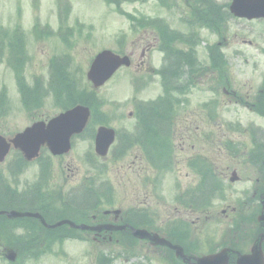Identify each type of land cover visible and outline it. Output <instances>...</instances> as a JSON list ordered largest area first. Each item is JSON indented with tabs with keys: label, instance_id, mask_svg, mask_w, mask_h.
<instances>
[{
	"label": "rangeland",
	"instance_id": "rangeland-1",
	"mask_svg": "<svg viewBox=\"0 0 264 264\" xmlns=\"http://www.w3.org/2000/svg\"><path fill=\"white\" fill-rule=\"evenodd\" d=\"M69 3L71 11L69 18L66 19L64 23L65 26L70 27L71 32L65 36L67 41L63 43V39L58 38L55 34H49L48 36H43L40 40H36L33 36V26L34 23L38 24V28L46 27L50 31H56L59 27V17H58V4ZM161 3V2H160ZM172 10L162 6V3L158 5L155 1H147L145 3H123L121 9L135 14L137 17L141 15H155L158 17H163L164 19H169L170 24L181 26L177 23L179 14L184 15V9L182 8V3L177 1L178 8H174V3H168ZM115 4H107L103 0H67L65 2L58 3V0H0V29L11 30L13 26L20 25L23 32L22 41L23 45L12 44L8 49L4 46V53L0 60V89L4 88L6 90L5 96L2 98L0 103V134L6 137H11L13 134L23 130L26 126L30 125L36 120H47L53 115L57 114L59 110V105H54L56 101H61L62 104L68 103L72 100L78 103L85 104L89 106L94 115L100 117V120L104 123L103 125L119 128H126L128 132H131V126L133 125V119L128 118V113L132 111V105L130 103L133 94L132 77L136 75H146L153 67L157 66V60L159 57V52L156 50L157 42L156 35L151 27L146 26L143 29H139L137 26L136 31L129 24V21L125 17L118 14ZM169 17V18H168ZM172 20V21H171ZM248 26L251 28L249 32L246 30L239 29L233 21L224 20L221 26L220 37L215 34L206 32L205 36L202 37L204 41L201 46L211 45L221 41V50L224 55L225 64L223 66L224 72L227 73L231 85L237 86L236 88L239 93L243 95L246 91H251L249 85H255L258 83L256 78L262 74H257V71H252L251 74L249 67V62H257L261 65V71L264 69V57L261 55V49H264V23H250ZM182 26V30L184 31ZM248 28V29H250ZM186 29V28H185ZM263 35V36H260ZM122 39V43L119 40ZM248 41L252 43L247 44ZM69 43V46L66 45ZM180 42L175 40L171 43L172 47H181ZM123 47L122 50L125 53L134 52L131 56V65L129 68H122L116 73L110 81L94 92V97L97 100H103L105 103L99 107L90 98H86L81 91L90 90L89 83L86 80V71L89 66L90 60L94 55L102 49H111L112 51L118 50ZM195 47V44H193ZM146 50V62L149 68L146 70L138 71L136 63L140 58L142 49ZM183 48V45H182ZM242 49L243 55L233 57L231 55L232 49ZM201 50V49H200ZM24 53V59H23ZM69 54L70 61L63 63V74L64 77L61 79H56L57 82L66 81L67 84L63 83L61 87L60 99L57 100L55 93V84L52 82L49 84L53 78H49L48 75V59L52 55L58 54ZM204 54V52H200ZM213 53V52H211ZM205 55V54H204ZM233 57V59L231 58ZM250 57V59H248ZM220 61L219 58H216ZM13 67L15 70H21L24 76V83L26 84V97L24 106L25 109H30V101L32 95L38 96V102L41 98L42 107L31 114H26V110L22 106V100L19 89L17 90L13 72L7 68L8 65ZM57 65V64H56ZM259 66V65H258ZM257 66V68H258ZM151 67V68H150ZM41 80H35V78H40ZM161 93V88L156 84L144 85L141 87V95L139 98L142 99H155ZM82 94V95H80ZM186 99L187 102L179 107V121H182L184 117H190L193 113L192 111L202 110V104L209 101L210 94L207 91V86L195 85L190 89L187 95L180 96ZM218 104L216 109V117H209L206 110V119L204 122L200 123L201 127H204L202 132L211 131L216 133L219 132L226 134V138L231 140H237L243 143V149L251 147V141L253 140L252 132L247 130L253 127H263L264 119L254 113L253 111L247 109L242 104H236L230 98H224L220 91L218 92ZM35 103V102H34ZM93 104V108L90 106ZM164 107L158 105L155 111V117L150 122H157L161 116V112ZM34 110V109H33ZM32 111V110H30ZM214 116V114H213ZM123 118V119H121ZM101 124L92 125L90 132L84 138L74 140V146L71 148L70 152L58 157L53 158L51 162L50 172L41 181H39V176L37 168L33 165V162L25 165L27 168H20L17 171H11V174L6 169L7 163L10 158H12V150L9 152L5 160L0 164L2 170V176H0V194L2 191L10 193L12 191L14 196L24 197L31 196L33 192L39 194L40 199L45 201L47 204V209L59 208L67 203L68 208L73 207L75 198L72 199L73 195L69 194L71 186L79 180L80 177L84 175H93L96 180L100 179L103 174L113 180V185L115 191H120L125 182L123 179V167L122 164L129 163L137 149L131 151L127 149L124 156L118 159H112L111 156H107L104 160L106 162L105 173H99L92 165L85 162L84 156L90 151L93 153V137L91 136L95 128ZM231 127L229 128L228 127ZM163 126V125H162ZM164 127V126H163ZM162 127V128H163ZM217 127L221 128V131ZM241 129V130H234ZM253 130V129H252ZM124 135L122 134V137ZM218 143V142H217ZM216 144L215 141L207 140L205 145V151L201 152L215 162V167L217 172L222 171L224 174V168L226 165H230L227 169L226 176L229 177L231 174V169H235L238 176L241 178V182L232 184L231 189L226 190L225 196L235 195L232 191L246 190L248 186V176L249 172L245 171L246 167L244 165L245 157L242 155L228 154V152L222 147L221 155H215ZM48 153V152H47ZM45 153V155H47ZM49 154V153H48ZM92 155V154H91ZM94 156V153H93ZM92 156V158H93ZM122 160H126L123 162ZM100 161V160H99ZM221 162V165L219 164ZM33 163V164H32ZM218 163V165L216 164ZM143 164V163H142ZM145 164V163H144ZM176 170L177 168L174 167ZM147 172L144 171L143 176ZM186 173V168H180L173 173L168 174L169 182L166 184V175L164 173L163 181L166 185H160L154 196L148 199L147 205L150 212L157 213V218L153 219L152 222L155 228L164 231L165 224L170 218H186L191 220H196L197 216H201L199 222H196L192 226L193 232L199 233L201 238H217L215 231L217 229L223 228L228 229L230 223L227 221V216L229 214L225 213H208L212 221L209 220L205 224L202 223L203 217L199 213H192L184 211L181 213L172 210L175 205V190L173 188L174 182L177 180V176L184 177ZM253 177L255 173L251 174ZM143 176H140L141 179ZM136 176H129L127 181V187L129 184H133ZM184 184L188 181V178H183ZM143 181V180H142ZM9 184V185H8ZM10 186V189L9 187ZM28 192L23 195V193L16 192ZM143 190H141L139 201L143 202L142 198ZM45 196L46 198H43ZM52 196V197H51ZM238 196V195H237ZM118 198V197H117ZM159 198L163 202H159ZM234 198V197H233ZM7 202L6 199L0 198V202ZM89 200L83 201L87 203ZM214 201H211V206H214L212 210H218V204L214 205ZM43 205V204H42ZM209 211V210H207ZM202 223V224H201ZM227 224V225H224ZM20 228H12L14 234L12 233V238L18 239L27 236L28 227L19 225ZM192 232V233H193ZM52 237H57L53 240L51 245L52 248L48 249L47 246L39 247L40 249L49 250L48 253L44 250H31L23 253V258L27 257L21 262L25 264H99L97 257L102 254H115L121 251V248L112 245H97L87 240L88 246L85 242H71L72 239L65 240L62 244V251L58 254L59 244L63 239L73 238L68 233L62 232L58 235H53ZM58 239H61L59 241ZM52 241V240H50ZM57 241L58 243H55ZM204 247V245H203ZM202 250V247H199ZM51 251V252H50ZM37 253V255H43L40 260L36 258H30L32 255ZM46 253V254H45ZM58 254V255H57ZM87 258V259H86ZM160 264L161 262L149 253H146L143 248L139 249V253L135 256L126 255L125 258H116L112 261V264ZM0 264H7L6 261L0 258Z\"/></svg>",
	"mask_w": 264,
	"mask_h": 264
},
{
	"label": "flooded vegetation",
	"instance_id": "flooded-vegetation-1",
	"mask_svg": "<svg viewBox=\"0 0 264 264\" xmlns=\"http://www.w3.org/2000/svg\"><path fill=\"white\" fill-rule=\"evenodd\" d=\"M177 1L182 3V8L186 14L183 17L186 19L185 22L187 24V30L182 31V33L186 36L191 37L192 43L196 44V47H186L182 52H175L171 47L167 51V63H169V67L173 68L174 66L191 65L193 70H197L198 73H193L192 78L195 85L202 84L205 79L202 77L205 76L204 70L207 66L218 67L217 64L210 63V52L207 51V48L201 47L199 49L198 38L205 36V33L215 34L220 31V24L222 17H230L234 21H240L244 23H249L257 20H247L245 18L231 17L228 12L227 4L223 2V0H168V3L173 2L174 7L178 8ZM229 1V0H228ZM231 2V0H230ZM230 14V15H229ZM261 20V19H260ZM155 34V33H154ZM201 41H199L200 44ZM200 52H204L201 54ZM214 52H219L214 50ZM134 52H130L132 56ZM146 50L143 48L140 54V58L136 63V67L138 71L146 70L149 68L148 63L146 62ZM264 57V53L261 54ZM250 59V57L248 58ZM249 66L252 71H257V74H262L256 78L258 81L255 85H249V89L251 91H246L244 97L238 98L237 92L238 89H231L230 85L227 84L226 87L222 88L225 95L233 97L234 100L243 101L244 102H256L260 100H264V94L262 87L264 86V69L261 71V65L257 62H249ZM259 65V66H258ZM258 66V68H257ZM209 67V68H210ZM151 68V67H150ZM153 71V68L151 69ZM253 75V73L251 74ZM155 78L160 80V76L158 74L152 75ZM172 76V75H171ZM172 80V79H170ZM193 113L190 117H184L182 121H175L172 117L173 113H167L166 117L160 116L157 122H152L154 125L152 128L147 127L145 122L140 121L137 115H143V112H129L128 118L133 119L134 123H137V126L131 127V132L124 127L121 128V132L124 135L122 137V147L118 153V158H121L126 153L127 149H137V152L134 153L132 160L127 164H122L123 167V179L126 183L123 184L122 189L120 191H115L113 180L108 179L107 182L98 183L99 191H87L89 194L88 198L91 199L92 196L97 195L96 199L91 203H86L85 206H81L79 203H73V207L68 208L67 203H65L66 212L59 211L58 215L61 219L67 218L75 223H86L91 226L97 225H116V226H126L124 229L120 230H102L100 232L94 231H82L84 236L89 238L90 240H94L101 245H110L115 244L117 246L126 245L128 242H136L134 240L129 239L130 227H140V228H149L154 225L152 212L149 211V207L147 204V200L154 196V193L157 190V184L155 183L154 178L157 177L156 169L152 163L155 162V166L158 164V160L153 158L154 151L156 150V141L158 139L157 133L164 134L163 131H167L169 136L168 139L171 141L170 144L167 145V160L166 166L171 168L173 173V168L176 167L177 171L182 167L186 168V173L183 178L187 177L188 181L184 184V179L179 175L177 176V180L174 182L173 188L177 193V197H174L175 205L172 210L180 212V211H188L192 213H199L200 215L209 211L205 210V202L203 199L198 200H189L188 195L185 196L186 190L192 186V190L195 191L197 186H202L205 181V162L204 164L201 162L202 157L205 155L201 152L205 151L206 145V137L205 133L202 132L204 127L200 126V123H203L205 119L204 110L192 111ZM144 114H146L144 112ZM151 114V113H150ZM155 114V113H154ZM149 115V114H147ZM157 124H161L160 127ZM171 125L170 127L164 128L162 125ZM163 127V128H162ZM219 131H221L220 127H217ZM134 132L135 134H131ZM222 136L221 132L215 138V155H221L222 151ZM218 142V143H217ZM150 151V154L146 153V151ZM153 153V154H152ZM126 162V160H122ZM255 160L251 159L246 160V163L250 165L251 172L253 171V165ZM143 163V164H142ZM145 163V164H144ZM209 164L214 167V172L216 176V181L218 182L221 178H226L227 169H229V165H226L224 168V174L222 171L217 172L215 167V162L209 160ZM218 165V163H216ZM221 165V162L219 163ZM22 166L16 165L11 167L9 171L19 170ZM144 171L147 173L143 176ZM41 172V167H40ZM152 175H149V174ZM170 172L166 174V184L169 182ZM136 176L133 184H129L127 187L126 179H129V176ZM140 176H143L144 180L147 182H143ZM169 178V179H168ZM219 178V179H218ZM256 178V177H255ZM262 180L256 178V184H253V180H249L250 183V197L242 198L238 200L237 194L229 195L225 198V207L229 209L230 215L232 217H237L241 221L243 219L250 220L252 215L248 213L247 210L252 209L253 199L256 195L259 197L260 193L264 190V183L262 191H259V184L263 182ZM165 184V185H166ZM164 186V185H163ZM141 190H143L142 198H144L143 202L139 201V197L141 194ZM233 192V191H232ZM234 193V192H233ZM8 196L3 198L6 199L7 202H0L1 204L11 203L10 200H14V195L12 192L7 193ZM118 197V198H117ZM234 197V198H233ZM27 198L25 200L28 204H40L41 200L38 198ZM160 202V201H159ZM161 203V202H160ZM116 206V207H115ZM251 211V210H250ZM55 212L50 210V214H54ZM225 214V210L222 211ZM244 215L245 218H241V215ZM206 219V216L203 217ZM200 220V216L196 217V220H193L192 223H196V221ZM252 221V220H251ZM155 226V225H154ZM171 227L168 228V232L172 237L175 234V231H172L173 224H170ZM233 236L231 235L230 239L223 240V243H229L235 251L244 253L245 247L248 246V239L238 237V232L234 231ZM173 243H177L183 247L184 253L186 255L191 256V260L194 263L196 258L203 256L204 254L213 253L216 250V246L210 249L211 240L205 241V239L199 238H189L185 237L183 233L175 234L174 238L171 239ZM139 243H145V241H140ZM206 246L207 249L199 250L200 246ZM237 245V246H236ZM218 246V245H217ZM161 254L157 259L163 261L165 264H182L181 259H176L174 255V251L171 249L164 250L163 248H156ZM182 262V263H181ZM227 264H235V255H231L228 258Z\"/></svg>",
	"mask_w": 264,
	"mask_h": 264
},
{
	"label": "water",
	"instance_id": "water-1",
	"mask_svg": "<svg viewBox=\"0 0 264 264\" xmlns=\"http://www.w3.org/2000/svg\"><path fill=\"white\" fill-rule=\"evenodd\" d=\"M250 7V8H249ZM252 10V11H251ZM231 11L238 16L264 17V0H235L231 5ZM121 65L128 66L129 59L124 56L120 57L111 51L104 50L97 54L92 60L87 71V78L95 88L102 85ZM89 117V110L83 106H75L70 110L61 113L57 117L51 119L47 124L36 122L32 126L26 128L22 133L14 136L10 141L0 136V161L7 154L10 146L19 149L24 157L28 160L37 156L38 150L42 145H46L53 154H62L69 151V138L74 133H79ZM112 140V131L106 128H99L95 147L100 154H105L108 145ZM264 203V201H263ZM0 215H5L9 219L32 217L37 218L40 222L48 227L55 228L63 223H68L74 226L70 221H61L53 225H47L43 217L38 213L23 212L17 210L0 211ZM259 224L264 230V205L258 217ZM84 228V226H79ZM133 235L137 238L149 239L153 245L169 246L176 250V256L182 259V249L179 246H171L165 239L157 235H150L145 230H134ZM264 239V232L257 238L251 249V254L240 256L237 259V264H264L261 253V241ZM230 251L222 250L219 254L207 256L199 260V264H224ZM7 259L15 260L16 253L10 251L6 255ZM187 263V261H185Z\"/></svg>",
	"mask_w": 264,
	"mask_h": 264
},
{
	"label": "trees",
	"instance_id": "trees-1",
	"mask_svg": "<svg viewBox=\"0 0 264 264\" xmlns=\"http://www.w3.org/2000/svg\"><path fill=\"white\" fill-rule=\"evenodd\" d=\"M71 32V30L69 29L67 31V33H64L61 35V39H63V42H66L67 40L64 38L65 36H67L69 33ZM19 36L16 35L15 36V42H13L14 44L16 43V40ZM67 46H69V43H66ZM63 62L60 64V67H58V65H56V67H54V72H55V76L56 79H61V77H64L63 74ZM15 70V69H14ZM15 76L17 79V85H18V89L21 93V95H23V103L24 105H26L25 102V97H26V84L24 83V78L22 76V72L21 70H15ZM53 78H54V74H53ZM62 84V82H61ZM4 93L3 91H0V103L2 102V98ZM60 96V95H59ZM58 96V97H59ZM38 96L37 95H32L31 98H29L30 104H31V108L34 107V105H32V102H34V100H38L37 99ZM74 101V100H72ZM72 105V104H71ZM69 105V106H71ZM93 108V104L90 105ZM257 113H259L260 115L264 116V103L259 105V108L257 109ZM10 206H12V204H9ZM22 225V226H26L28 227V231L29 233H35L37 234V232L35 231L38 228V225L35 221L31 220V219H17V220H8L4 217L0 218V245L5 247V248H14L18 250L19 253V257L23 258V253L26 251H31V250H40V246L38 245V238H36L37 236H31L30 234L27 235L26 237H21L18 239H14L13 241H10V239L12 238V233L14 234V229L19 228L18 226ZM15 227V228H14ZM12 228H14L12 230ZM0 253H1V249H0ZM37 255V253H35V256ZM21 260V259H20ZM20 260H18L17 262H15L14 264H24L23 262H21Z\"/></svg>",
	"mask_w": 264,
	"mask_h": 264
}]
</instances>
